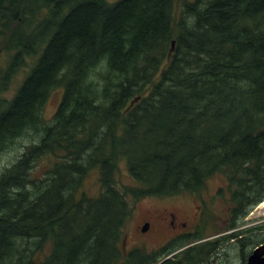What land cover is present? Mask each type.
I'll list each match as a JSON object with an SVG mask.
<instances>
[{
	"label": "trees",
	"instance_id": "16d2710c",
	"mask_svg": "<svg viewBox=\"0 0 264 264\" xmlns=\"http://www.w3.org/2000/svg\"><path fill=\"white\" fill-rule=\"evenodd\" d=\"M0 51V152L37 136L0 173V264H155L123 251L134 202L218 175L241 209L264 198V0H0ZM197 244L160 264L217 250Z\"/></svg>",
	"mask_w": 264,
	"mask_h": 264
},
{
	"label": "flooded vegetation",
	"instance_id": "af4514ba",
	"mask_svg": "<svg viewBox=\"0 0 264 264\" xmlns=\"http://www.w3.org/2000/svg\"><path fill=\"white\" fill-rule=\"evenodd\" d=\"M219 183L212 193L204 188L194 193L192 199L189 195L187 200H193L192 215L196 221L192 228L189 226L191 212L183 207L182 199L179 198L181 195L160 198L165 200L163 202H169L173 209H169L170 206L167 205H159L143 212L140 225L136 228L139 244L145 246V239L159 235H165L166 241H185L194 235V229L197 230L196 234L200 228L205 229V222L207 224L210 220H223V228L217 229L224 231L211 238L217 245L215 254L218 258L227 260L228 252L235 250L239 263L244 264L253 249L264 244V219L254 221L250 217L252 212L251 209L248 210V206L245 209L236 206L232 197L233 187H229L226 179L221 177Z\"/></svg>",
	"mask_w": 264,
	"mask_h": 264
},
{
	"label": "rangeland",
	"instance_id": "374dc122",
	"mask_svg": "<svg viewBox=\"0 0 264 264\" xmlns=\"http://www.w3.org/2000/svg\"><path fill=\"white\" fill-rule=\"evenodd\" d=\"M183 0H176V4H177V8H179L181 2ZM6 58L7 56L5 54H3L0 51V67H3L6 63ZM25 74V69L24 70H20L13 78L12 82L9 84L8 90L6 93H3L5 95V97L7 98H11L16 89L17 86L19 85V83L21 82V79L23 78ZM62 88H57L56 90H54L51 94L50 97L47 101V103L44 106V110L42 113V117L46 120H50L53 116V114L55 113L61 98H62ZM36 135L33 133H30V135H23L21 137H19L18 139H16L12 145H10L6 150L0 152V173L6 168L9 167L10 165H12L13 162L16 161V159H18L21 154L23 152L26 151L27 146L30 144L31 141H36ZM55 162V157L51 154H46L44 156H42L35 164L33 172L35 176H40L42 175L46 170H48L53 163ZM124 175L120 176V180L123 183H128V179H127V175L125 172V170L123 171ZM223 176H215L209 180H207L205 189L206 191H210L211 193L213 192L214 188L220 184V178ZM84 188L86 190V192L88 194H96L97 191L99 190V182H98V177L96 174H91L85 184H84ZM189 197V195L185 194V195H181L179 196V198H181L182 200V205L186 210H189L190 216H189V226L190 228L194 227L196 221L194 216L192 215V213L194 212L193 210V200H187ZM193 198V195H191V199ZM165 200H160V198H151V197H147V198H143L140 199L136 202L133 203V214L131 219L129 220V222L126 225V229H125V239H124V244H123V251L124 252H128L133 250L134 248H140L144 251V253L150 255V254H154L157 257V261H161L162 259L165 258H170V259H175L174 255L180 253V251L184 250L185 248L192 246V245H196L198 240L194 241L193 243H188L186 245H183V241L182 240H171V241H166V237L165 235H159L157 237H152V238H147L145 239V246H142L139 244V238L137 235V226L140 225V218L143 214V212L150 208V207H155V206H159V205H167L170 206L168 207L169 209H173L171 204L169 202H163ZM176 202V201H175ZM176 203H180V202H176ZM261 204V203H260ZM259 204V205H260ZM256 206L254 208L251 209L252 214H250V217L256 221L258 219L263 220L264 219V210H262L261 208ZM177 207V206H176ZM221 222H223V220H210L209 222H205V229L202 227L200 228V233H203L204 235L202 236V239L199 240H208L207 238L211 239L214 238V236H216L218 232H223L219 229H222V225ZM219 228V229H217ZM192 230V229H191ZM196 229H194V235L191 236V238H193L196 235H199V233L196 234ZM166 241V243H165ZM173 243L175 245V249L174 251H170V252H166V250L164 251V249L169 245ZM177 250V251H176ZM226 251V250H223ZM228 258L227 260H224V258H218L219 256H217L216 254H213V256L210 255L209 259L207 261H203L200 264H240L239 260H238V256H236V251L232 250L230 252H228ZM179 264H183L178 262ZM156 264V263H155Z\"/></svg>",
	"mask_w": 264,
	"mask_h": 264
},
{
	"label": "water",
	"instance_id": "95a60500",
	"mask_svg": "<svg viewBox=\"0 0 264 264\" xmlns=\"http://www.w3.org/2000/svg\"><path fill=\"white\" fill-rule=\"evenodd\" d=\"M173 45L172 41L171 48H173ZM244 264H264V244L256 247Z\"/></svg>",
	"mask_w": 264,
	"mask_h": 264
},
{
	"label": "bare ground",
	"instance_id": "6f19581e",
	"mask_svg": "<svg viewBox=\"0 0 264 264\" xmlns=\"http://www.w3.org/2000/svg\"><path fill=\"white\" fill-rule=\"evenodd\" d=\"M172 43V42H171ZM174 43V42H173ZM13 190V189H12ZM8 191V190H7ZM10 191V190H9ZM15 191V190H14ZM18 193V192H17ZM21 193V192H20ZM18 195H19V193H18ZM264 199V198H263ZM258 208H261L262 210H264V200L261 202V204L259 205V207ZM200 240H198V242H199ZM207 241V240H206ZM198 245V244H197ZM193 246V245H192ZM257 247V246H256ZM255 247V248H256ZM186 249V248H185ZM188 249V248H187ZM254 250V249H253ZM252 250V251H253ZM177 251V250H176ZM184 250H182V252H183ZM181 252V251H180ZM252 254V253H251ZM176 255V254H175ZM248 258V257H247ZM168 260V259H167ZM157 263V262H156ZM163 263V262H162Z\"/></svg>",
	"mask_w": 264,
	"mask_h": 264
}]
</instances>
